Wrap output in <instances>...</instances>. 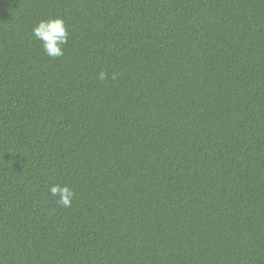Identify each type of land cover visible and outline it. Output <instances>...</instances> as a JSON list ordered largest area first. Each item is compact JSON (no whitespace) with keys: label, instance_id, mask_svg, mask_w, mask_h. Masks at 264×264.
Listing matches in <instances>:
<instances>
[{"label":"trees","instance_id":"1","mask_svg":"<svg viewBox=\"0 0 264 264\" xmlns=\"http://www.w3.org/2000/svg\"><path fill=\"white\" fill-rule=\"evenodd\" d=\"M0 264H264V0H0Z\"/></svg>","mask_w":264,"mask_h":264},{"label":"clouds","instance_id":"2","mask_svg":"<svg viewBox=\"0 0 264 264\" xmlns=\"http://www.w3.org/2000/svg\"><path fill=\"white\" fill-rule=\"evenodd\" d=\"M33 37L40 41L43 50L50 58H57L64 55L63 46L68 43V28L63 18H49L40 20L32 28ZM106 74L101 72L98 79L104 80ZM49 194L57 198V203L63 207H70L75 196L74 191L67 185H50Z\"/></svg>","mask_w":264,"mask_h":264}]
</instances>
